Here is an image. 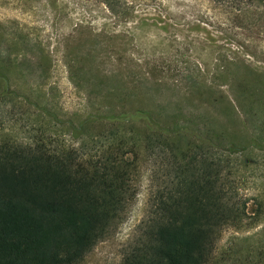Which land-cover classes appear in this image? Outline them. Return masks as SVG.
I'll list each match as a JSON object with an SVG mask.
<instances>
[{
	"label": "rangeland",
	"instance_id": "rangeland-1",
	"mask_svg": "<svg viewBox=\"0 0 264 264\" xmlns=\"http://www.w3.org/2000/svg\"><path fill=\"white\" fill-rule=\"evenodd\" d=\"M0 74L60 120L0 96V139L28 144L41 130L75 148L82 139L70 124L148 108L157 121L224 145L263 141L264 0H0ZM161 159L142 150L126 214L79 264H123L168 183ZM239 161L254 213L264 151ZM256 219L226 227L207 264H264V213Z\"/></svg>",
	"mask_w": 264,
	"mask_h": 264
},
{
	"label": "trees",
	"instance_id": "trees-1",
	"mask_svg": "<svg viewBox=\"0 0 264 264\" xmlns=\"http://www.w3.org/2000/svg\"><path fill=\"white\" fill-rule=\"evenodd\" d=\"M0 79V96L23 97L40 115L60 123L53 110L17 94L3 74ZM166 124L148 108H133L92 113L70 124L75 140L82 139L75 148L54 143L41 130L28 144L3 136L0 264L81 263L126 214L136 195L134 171L142 150L150 158L162 157L168 183L155 193L152 215L123 264H207L226 227L264 213L260 195L251 213L239 178L240 157L264 151V140L224 145Z\"/></svg>",
	"mask_w": 264,
	"mask_h": 264
}]
</instances>
